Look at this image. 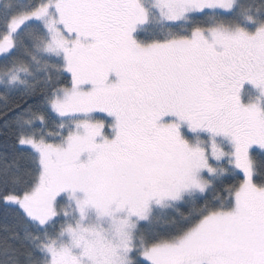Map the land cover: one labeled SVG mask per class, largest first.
Instances as JSON below:
<instances>
[{"label":"snow or ice","instance_id":"6c2138e0","mask_svg":"<svg viewBox=\"0 0 264 264\" xmlns=\"http://www.w3.org/2000/svg\"><path fill=\"white\" fill-rule=\"evenodd\" d=\"M0 264H264V0H0Z\"/></svg>","mask_w":264,"mask_h":264}]
</instances>
